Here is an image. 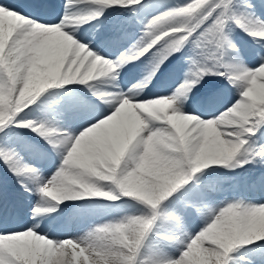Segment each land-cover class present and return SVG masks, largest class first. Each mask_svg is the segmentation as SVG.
<instances>
[{"label": "snow or ice", "instance_id": "snow-or-ice-1", "mask_svg": "<svg viewBox=\"0 0 264 264\" xmlns=\"http://www.w3.org/2000/svg\"><path fill=\"white\" fill-rule=\"evenodd\" d=\"M55 7L0 0V164L28 197L0 185V264H264V202L220 198L222 179H206L244 169L264 192V0H64L46 19ZM109 9L143 25L114 59L105 47L127 33L83 27ZM176 54L183 79L149 97ZM206 77L221 84L206 102L231 94L207 117L184 108ZM88 198L122 201V214L59 238L73 219L61 205Z\"/></svg>", "mask_w": 264, "mask_h": 264}, {"label": "bare ground", "instance_id": "bare-ground-1", "mask_svg": "<svg viewBox=\"0 0 264 264\" xmlns=\"http://www.w3.org/2000/svg\"><path fill=\"white\" fill-rule=\"evenodd\" d=\"M56 1L59 3L58 11L62 12L64 0H56ZM142 3L152 4V5H158V4L164 3L169 6H174V2L171 0H142ZM113 11H116V12H113ZM156 11H159V9L150 8L146 10L145 12L140 13L139 15L143 18L145 16H148V14L146 13L149 12L151 14H149L148 18H151V15L155 14ZM115 13L118 15L117 16L118 21L121 22L123 25H126V27H123V28L126 29V32L128 31L130 32V35L132 37V40H131L132 42L133 39L138 36V33L134 27H137L138 29L142 30L143 25L137 19L134 22L132 19H135V18H133L132 15L126 10L109 9L105 13L104 16L100 17L99 21L93 20L89 24L84 25L83 26L84 29H87V31L84 34L90 35L97 25H99L100 27L101 25H103L105 21H110L113 17H115ZM45 18L54 19L55 15H51V16L46 15ZM96 30H101V29L97 28ZM237 35L244 38L247 41V45L250 48L254 47V45L252 44V41L247 36H245L243 32L239 31L238 29L234 31V37H236ZM130 43L128 45L124 44L121 50L129 46ZM105 52L112 59H114L116 55H119L118 50H112L109 48H105ZM172 60L173 58L170 60V62ZM170 62H167L166 66L163 67V69L164 70L167 69V73L168 71L171 70L172 71L171 73H173L172 78L165 80V87L162 92H159L158 90L159 85L157 86L156 90H153L155 88V81H156L155 79L153 81V84L149 87V89L145 90L149 97L158 96V95H161V93L162 94L171 93V91L176 87V85L179 84L181 80L183 79V75L186 69L185 68L183 70L180 69V67L182 66L180 61H175L172 68H170L168 65ZM145 63L147 62L145 61ZM142 67L143 66L140 64V62H138L136 66L129 65L128 70L122 73L124 75V78H123V84L121 85V87H123L124 84L130 85L132 82H134L137 79V77L140 75V72L142 71ZM159 74L160 73H158V76ZM219 87H221L219 79L217 81L209 80L207 83V89L209 91L219 88ZM77 88H79V86H77ZM196 89L197 88H194L191 94L195 93ZM230 99H231V94L227 90H225L224 95L220 98V100H218L217 103L210 104L209 108L206 110H202L198 105L194 104L192 100H189V102L184 105V108H185V111H190L194 114L204 115L205 117H207L211 115L213 112H215L221 106L222 102H227ZM79 123H80L79 121L70 122L71 126L74 128L78 127ZM29 133L32 135L33 139H36L34 140V142L37 141L39 144L43 145L44 142L40 139V137L34 136L31 132ZM22 135L24 136L23 133ZM245 167H249V166H245ZM51 170H54V168H52ZM223 170L226 171V173H224ZM237 171L241 179L245 181H247V177L249 176V174H251V173L245 172L244 169H238ZM234 175L235 174H232V171H228L227 169H220L219 176H209L206 179L208 181L222 179V184L225 189V192L220 198L227 197L231 199L234 197V195H232L233 191L238 188L236 176ZM0 185H2L5 193L9 196L15 197L17 195V197H20L22 199L24 198L28 199L27 194L23 193V191L19 189L18 185L15 184V181L11 177L10 173H8L7 169L4 168L2 164H0ZM261 202H264V200H262ZM121 203L122 201L110 202L102 198H88L82 201H65L64 204L61 205V208H64L65 205L68 206L67 209L65 210V219H67V217H72L73 218L72 222L71 224H68L66 227L54 228L53 231H55L57 236L61 239L69 238L70 236L78 234L82 230L83 227H87L89 225L102 224L122 214L120 209L116 207V205H119Z\"/></svg>", "mask_w": 264, "mask_h": 264}, {"label": "rangeland", "instance_id": "rangeland-1", "mask_svg": "<svg viewBox=\"0 0 264 264\" xmlns=\"http://www.w3.org/2000/svg\"><path fill=\"white\" fill-rule=\"evenodd\" d=\"M185 2H186V0L174 1V6L179 5V4H182V3H185ZM113 12H115V11H113ZM156 12H157V11H156ZM156 12H155V13H156ZM146 14H148V16H145V17L148 18V17H149V14H151V13L147 12ZM132 20L135 22L136 19H132ZM233 39H234V33H233ZM234 40H235V39H234ZM186 50H187V49H186ZM177 59H178V60H177ZM176 60H177V61H180V63L182 64V67H183V68L187 69V65H186V63L181 59L180 54H177V56H176ZM183 68H181V69L183 70ZM218 79H219L218 77H206V80H207V81H209V80H211V81H217ZM207 83H208V82H207ZM207 83H203V86H205V85L207 86ZM224 83L226 84V82H224ZM203 86H199V85H198V86H197V89H198L199 87H203ZM197 89H196V90H197ZM204 90H206V89H204ZM22 133L24 134L25 137L27 136V137L33 139L32 135H31L29 132H27V130H22ZM27 137H26V138H27ZM33 140H36V139H33ZM36 142H37V141H36ZM235 170H236V169H235ZM235 170H234V171H235ZM237 170H238V169H237ZM237 170H236L235 172L232 171V174H235V175L239 174ZM223 172L226 173V171H224V170H223ZM250 193H251L252 195H255V192H254L253 190H250Z\"/></svg>", "mask_w": 264, "mask_h": 264}]
</instances>
